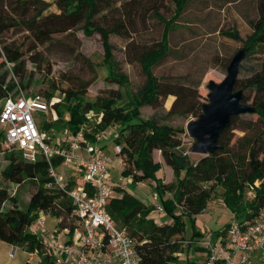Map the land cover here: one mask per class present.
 I'll return each mask as SVG.
<instances>
[{
  "label": "trees",
  "instance_id": "16d2710c",
  "mask_svg": "<svg viewBox=\"0 0 264 264\" xmlns=\"http://www.w3.org/2000/svg\"><path fill=\"white\" fill-rule=\"evenodd\" d=\"M95 1L62 0L63 8L60 14L54 15L53 19L47 18L41 21L36 20L39 13H35L27 26L33 37L42 43L52 33L63 32L73 26L76 19L82 18L81 29L84 35L97 32L102 36V62L108 67L107 77L118 85H124L125 75L115 70V63L110 58L112 46L108 43L106 34H109L111 29L107 30L95 25L92 21V15L96 10ZM186 1L173 0L172 20H163L158 15L160 21H163L160 38L158 42L139 51L133 58L139 65L144 82L132 93L127 102L117 103L121 99V94L117 90L107 96H96L94 101H86L75 91L65 89L62 91L61 102L52 104L56 120H47L48 122L40 126L51 131L65 128L71 134H75L80 125L84 124V113L92 110L100 114V120L94 130L102 131L111 125L118 127L117 130L115 129L117 132L115 139L118 136L117 141L120 142L122 175L129 177L132 182L149 181L156 200L162 206L163 214L169 216L166 222L154 221L148 216L153 209L152 204H147L123 191L120 196H113L107 201L108 213L120 223V228L122 227L132 239L138 264H174L176 253L181 250L182 242L185 240L183 217L188 216L191 220L192 236L187 240L201 236L194 230V217L204 209L207 200L217 192L222 204L231 213V217L237 220L252 219L264 205V57L248 76L235 79L234 82V88L241 91L243 102H246V95L242 94V91L256 92L257 96L249 102L253 111L248 112L254 115L255 119L237 122L240 114L231 116L228 125L217 137L218 148L212 153L190 161L181 147L180 134L184 131L182 127L174 126L157 115H150L145 119L138 117L140 106L149 104L162 95L152 67L169 52L167 33ZM256 10V17L249 21L251 30L241 40L245 58L264 45V0H256ZM153 14L156 15L155 12ZM223 34L234 40H240L235 29L226 30ZM2 50L4 59L0 61V67L5 62H9L11 64L9 70L17 76L21 75L19 71L24 67V59L19 48L2 47ZM4 75V72L0 73V98L15 92L16 87L22 86L20 80L4 81ZM181 90L190 91L185 87ZM179 92L182 94V101L190 107L185 112L197 116L203 101L199 100V96L192 98L190 93L185 94L179 90L173 92L175 98L167 113L174 112L173 106ZM166 94L170 92L167 91ZM64 113L68 114L67 119H63ZM234 129L243 133L234 138ZM82 134L86 140H92V133L84 131ZM1 138L0 131V141ZM153 150L159 151L162 162L170 167L172 181L163 182L160 179L158 171L161 163L153 161ZM6 161L0 169L2 179L15 184L31 180L34 181L35 188L29 192L24 210L18 208L17 200L13 195H7L4 189H0V240L24 247L28 252L39 251L41 236L29 231L28 228L38 218L40 211H47L50 216L56 218V231L68 230L71 233L74 217L71 215L70 200L62 191L46 186L51 181V177L45 160L38 157L33 162L24 161L10 151L6 155ZM52 162L56 163L54 159ZM254 181H257V185L253 184ZM71 185L72 182H69L67 187ZM248 192L250 195H247ZM5 201L9 204L2 208ZM176 207L178 212L174 213ZM227 226L228 222L213 230L212 241L224 237ZM188 246L189 244L185 245L186 248ZM186 263L200 264L196 258L187 259ZM24 264L31 263L25 260ZM36 264L51 263L47 257L42 256Z\"/></svg>",
  "mask_w": 264,
  "mask_h": 264
},
{
  "label": "rangeland",
  "instance_id": "374dc122",
  "mask_svg": "<svg viewBox=\"0 0 264 264\" xmlns=\"http://www.w3.org/2000/svg\"><path fill=\"white\" fill-rule=\"evenodd\" d=\"M95 2L96 10L92 15V21L95 25L107 30L111 29L110 33L106 34L107 41L112 46L110 58L115 63V70L125 75L124 85H118L107 77L108 67L102 62V36L97 32L84 35L81 29L82 18L76 19L75 24L69 29L52 33L42 43L33 37L27 26L28 21L35 13H39L36 20L53 19L54 15L61 13L62 0H0V61L4 59L2 47L19 48L24 59V67L19 71L21 75L17 76L9 70L11 65L9 62H5L0 67V73L4 72V81L20 80L22 86L19 87L24 93H40L46 97L50 103L48 113L33 114L38 126L47 120H56L52 104L61 102L62 91L65 89L75 91L86 101H94L96 96H107L117 90L121 94V99L117 103L127 102L132 93L144 82L139 65L133 58L139 51L158 42L163 28V21H160V18L172 20L174 17L173 0H96ZM256 15V0H187L167 33L169 52L152 67L162 95L155 101L140 106L138 117L145 119L150 115H157L174 126L182 127L184 131L180 134L181 147L190 161H195L204 155L190 151L193 139L184 129L185 123L195 119L196 116L185 112L190 107L182 101L180 92L177 93L173 106L175 113H167L175 98L173 92L179 90L185 94L190 93L192 98L199 96V100L205 102L208 91L205 86L207 81L219 82L223 78L228 61L241 48V40L251 30L249 21ZM232 29L237 31L240 40H234L223 34L224 31ZM263 57L264 45L258 47L248 58L243 57L238 66L236 79L248 76L258 67ZM183 87L190 91L181 90ZM167 91L170 94H166ZM48 94L51 96L47 97ZM242 94L246 95L247 103L257 96L254 90H244ZM190 100L193 102L192 99ZM1 101L2 98H0V106ZM84 117V124L80 125L76 133L88 131L92 133V140L100 133L97 142L105 146L106 151L110 149L113 141L120 143L117 141L118 136L115 139L117 126L111 125L102 131L94 130L100 120L99 113L88 110L84 113ZM67 118L68 114L64 113L63 119ZM247 119L254 120L255 116L243 113L239 115L237 122ZM66 132L68 131L65 128L56 129L52 131V135L65 141L77 137L76 133ZM242 133L241 130H233L234 138ZM10 151L16 153L0 141V169L6 164V155ZM152 159L161 163L158 171L160 179L163 182L172 181L171 169L162 162L159 151H152ZM107 169V183L114 190L127 192L147 204L154 202L150 182L147 180L132 182L129 177L122 175L120 164L115 157H112ZM253 184L257 185V181ZM34 188L35 183L31 180L15 184L0 177V189H4L7 195H13L17 200L18 208L22 210L26 208L29 192ZM114 190L113 194L116 195L117 192ZM247 195H250V192ZM8 204L5 201L2 208L7 207ZM173 212L177 213L178 208L176 207ZM148 216L159 222H166L169 218L168 214L159 215L153 210H150ZM230 217L231 213L222 204L217 192L207 200L204 209L194 217V230L202 237H211L213 230L228 222ZM113 220L120 227V223L114 218ZM183 220V235L187 240L192 236L191 220L188 216H184ZM39 221H42L41 225ZM56 223V218L50 216L47 211H40L38 219L28 229L36 231L42 238L47 239V236L56 229ZM55 232L56 230L52 233ZM57 232L61 240L66 238L67 233L60 230ZM186 244L188 243L182 242L183 246L176 253L174 264H187V259L198 257L195 254L199 251L198 248L193 246L186 248ZM7 247L8 243L0 240V264H24L29 252L24 247L17 246L16 255L9 258L6 255ZM37 261L38 256L32 254L30 263L36 264Z\"/></svg>",
  "mask_w": 264,
  "mask_h": 264
},
{
  "label": "built area",
  "instance_id": "2783aa9c",
  "mask_svg": "<svg viewBox=\"0 0 264 264\" xmlns=\"http://www.w3.org/2000/svg\"><path fill=\"white\" fill-rule=\"evenodd\" d=\"M49 107L42 94H26L20 87L2 97L0 106L1 141L24 161L45 160L51 177L46 186L69 198L74 217L71 233L62 231L67 233L65 239L61 240L57 231L52 233L55 230L47 239L41 237L40 250L30 251L27 261L35 254L37 262L45 256L51 264H138L132 239L106 209L107 201L115 196L107 183V165L112 157L120 164L119 143L112 142L110 156L97 142L100 133L91 141L80 132L66 141L54 137L33 118L38 112L47 114ZM69 182L72 185L68 188ZM151 194L152 210L160 215L162 206L155 192ZM183 242L199 248L196 259L200 264H247L252 257L264 264V205L250 220L230 217L224 237L218 240L200 236ZM17 249L15 244H8L7 257L13 258Z\"/></svg>",
  "mask_w": 264,
  "mask_h": 264
},
{
  "label": "water",
  "instance_id": "95a60500",
  "mask_svg": "<svg viewBox=\"0 0 264 264\" xmlns=\"http://www.w3.org/2000/svg\"><path fill=\"white\" fill-rule=\"evenodd\" d=\"M244 49H238L228 61L225 74L219 82L207 81L206 101L201 104L195 119L188 120L184 129L193 142L190 151L200 154L212 153L218 148L217 137L233 115L252 112L250 103L241 100L240 89L234 88V82L243 57Z\"/></svg>",
  "mask_w": 264,
  "mask_h": 264
},
{
  "label": "crops",
  "instance_id": "0c3cea01",
  "mask_svg": "<svg viewBox=\"0 0 264 264\" xmlns=\"http://www.w3.org/2000/svg\"><path fill=\"white\" fill-rule=\"evenodd\" d=\"M105 147V146H104ZM109 155H111V150L109 149L108 151H106ZM110 152V153H109ZM114 190V189H113ZM114 191H116L117 192V194L115 195V196H120V194H121V190H120V192H119V190H114ZM142 200V199H141ZM198 215V214H197ZM38 219V218H37ZM167 221V220H166ZM31 226V225H30ZM29 226V228H31ZM31 232H33V231H31ZM36 233V232H35ZM37 234V233H36ZM197 237H200V236H197ZM195 254H196V252H195ZM247 264H258L257 263V257H252V259H250V261L247 263Z\"/></svg>",
  "mask_w": 264,
  "mask_h": 264
}]
</instances>
